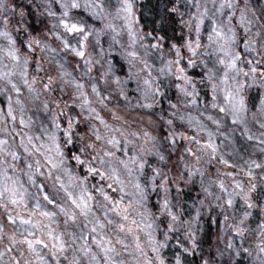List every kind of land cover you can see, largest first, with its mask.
<instances>
[{
  "label": "clouds",
  "instance_id": "obj_1",
  "mask_svg": "<svg viewBox=\"0 0 264 264\" xmlns=\"http://www.w3.org/2000/svg\"><path fill=\"white\" fill-rule=\"evenodd\" d=\"M71 2L0 0V264H264V0Z\"/></svg>",
  "mask_w": 264,
  "mask_h": 264
},
{
  "label": "snow or ice",
  "instance_id": "obj_2",
  "mask_svg": "<svg viewBox=\"0 0 264 264\" xmlns=\"http://www.w3.org/2000/svg\"><path fill=\"white\" fill-rule=\"evenodd\" d=\"M71 8H76L78 7V3H77V0H72L71 2ZM62 7H67L66 5H62ZM100 12H103L104 9H103V6H99V9H98ZM117 12V16L118 17H122L125 22H126V27L128 28L129 30V35H130V38L135 40V33L133 32L132 30V23H131V19H132V16H133V6L130 2V0H122V7H119L117 8L116 10ZM205 14H206V10H205ZM64 15L67 16L68 15V12L65 11L64 12ZM62 23V26L67 29L69 32H82L83 31V28L80 27L79 25L77 24H72L71 26H69L66 22L64 21H61ZM199 24H203V20L201 19L200 21H198V25ZM110 28H112L113 31H115V26L114 25H109ZM6 33H0V36H5ZM216 36L219 37V38H223V34L221 32H216ZM87 39V37H85V40ZM10 43H12L11 40H9ZM155 47V45H153ZM78 56L80 57H83L85 55V53L83 51H79L76 53ZM130 56H132L133 58H135L136 56V53L135 52H131L129 53ZM15 58V57H13ZM220 64H224L225 61L223 59H221L219 61ZM236 67V63L235 61H230L228 64H227V69L228 70H233L235 69ZM253 71H255V69H253ZM227 76V72L225 73V78ZM241 103V106L243 104V101L240 102ZM21 123L23 124V121H21ZM5 143V141L3 140H0V151L3 150L2 146L3 144ZM45 199H47V197H45ZM13 203H16V199H13L12 201ZM229 205H231V200L228 201ZM73 204L80 209L81 213L83 215H87V212H88V204H87V201L84 200L83 197H81L79 203H77L76 201H73ZM41 216H45L47 217L48 216V213H45V212H42L41 213ZM20 222L21 223H24V224H30L32 223V221L30 219H25L23 217L20 218ZM9 223H15V221L9 217ZM102 227V225H101ZM122 227V226H121ZM93 231H95V229H93ZM31 235V233H30ZM48 237L49 239H53L55 241L54 243V247H57V250L58 251H63L64 250V247H63V241L59 238V237H53L52 233L49 232L48 234ZM24 244H26L28 246V248L32 251H35L37 246H40V247H47V244L45 243V241L43 239H35V240H31V239H25L23 241Z\"/></svg>",
  "mask_w": 264,
  "mask_h": 264
}]
</instances>
